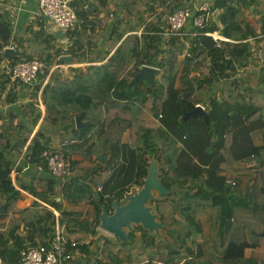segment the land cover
Listing matches in <instances>:
<instances>
[{"label":"trees","instance_id":"obj_1","mask_svg":"<svg viewBox=\"0 0 264 264\" xmlns=\"http://www.w3.org/2000/svg\"><path fill=\"white\" fill-rule=\"evenodd\" d=\"M87 1L92 9L96 8L94 0ZM107 1L98 0L103 17L96 15L89 20H86L88 15L83 14H90V10L84 5L72 4L79 19L82 16L84 21L80 30L69 36L68 46H57L53 36H34L24 43L13 44L12 19L0 11V104L17 100L18 92L8 86L13 67L23 60L38 58L47 66L31 88V100L23 106V113L35 126L42 117L40 96L45 105L42 125L65 124L60 132L49 136L37 131L26 146L25 125H14L12 121L8 124L0 112V216L9 218L5 229H0V256L4 264H20L21 250L37 245L38 241L47 247L53 246L57 228L66 244L75 240L72 239L75 235L96 234L102 206L112 209L115 199L124 198L133 187L141 188L153 161L159 164V178L164 186L167 187V180L178 184L174 191L167 187L168 192L157 195L154 201L160 221L168 226L164 230L167 236L137 226L129 233L128 240L120 241L115 236L106 238L99 255L91 250V242L78 241L79 251L97 255L83 264H179L183 248L188 253L184 264L244 262V250L249 246L248 232L264 238V230L249 224L254 220L264 225V144L257 145L252 135L257 128L264 130V67L254 86L233 79L241 69L255 63L259 44L264 42L262 0H213L211 11L217 12L216 17L204 27L195 26L192 18L184 27L187 34L167 36L164 35L166 16L197 0H125L122 16L114 24L109 18ZM116 1L118 5L122 0ZM250 11L254 21L248 20ZM96 22L103 24L100 32H97ZM110 24L108 49L96 54ZM210 33H217L221 38L215 39ZM11 45L13 55L8 58L4 51ZM185 52V58L180 60ZM65 54H70L75 64H87L70 66L71 78L58 67L62 64L59 57ZM180 64L184 65V85L177 87ZM144 65L159 68L154 84L146 80L134 82ZM190 70L200 75L189 77ZM205 97H208L206 112L210 123L202 116L184 119L198 103L206 100ZM146 107L158 116L162 114L165 125L148 126L142 116ZM82 113L85 123L76 129L74 116ZM238 121L245 122L244 128L251 138L250 149L245 151L256 156L260 167L242 196L237 194L239 183L232 186L221 178L218 186L211 184L213 178H218L216 174L233 167L240 159L233 153ZM127 131L130 132L129 145L122 142ZM55 139L60 143L68 142L65 151L70 157L73 152L82 156L80 161L73 160V165L83 171L87 184L73 186L75 192L84 193L77 199L91 200V218L62 208L56 194L57 179L50 172L21 186L40 202L25 209L16 207L18 189L12 179L14 161L11 156L26 147L28 162L47 168L42 153ZM178 139H182L193 156L180 148ZM191 144L197 150L192 149ZM125 147L129 149L123 153L129 158L124 157L122 162ZM101 153L108 157L105 164L96 158ZM185 157L188 161L183 165ZM209 162L211 166L207 168ZM112 164H116L115 170L103 180ZM67 189L71 187L64 188ZM41 202L57 209L59 216L42 209ZM207 208L217 216L219 233L214 241L197 245L190 259L192 248L186 242L200 232L199 217ZM135 243L139 249L136 254L129 250V245ZM165 256L173 260L166 262ZM249 259V263H254L255 257Z\"/></svg>","mask_w":264,"mask_h":264},{"label":"crops","instance_id":"obj_2","mask_svg":"<svg viewBox=\"0 0 264 264\" xmlns=\"http://www.w3.org/2000/svg\"><path fill=\"white\" fill-rule=\"evenodd\" d=\"M213 0H197L195 1L196 4H202L204 2H212ZM96 8H91L88 5L87 0H71V3L75 7H80L81 5L85 6L87 10H90V14H83L84 17L87 16L86 20L89 19H95L96 15H99V17H103L104 12L103 8L99 6L98 0L93 1ZM125 0H122L118 2L116 0H108L107 3L110 7V14L109 18L112 19V24L122 16L123 7L125 4ZM264 5V0L261 1ZM39 10V3L38 0H3L1 3L0 11L1 13L5 14L7 13L11 19H12V43L15 44L16 41L19 43H24V41L28 40L31 37H46V36H53L55 38V43L57 46H68L69 43V36L66 32H64L62 29H60L56 24H54L49 18L46 17H40L38 15ZM217 13V12H216ZM254 15L252 14V11L248 13V20L254 21ZM81 22L84 21L83 17L80 18ZM112 25L110 24L106 29V34L101 40L99 44V48L96 51V54L102 51H106L108 49V46L110 44V33L112 30ZM93 26H91L92 28ZM97 32H100L101 28L103 27V24L100 22H96ZM90 28V29H91ZM88 29V33L90 31ZM83 31V26L82 29ZM114 50L110 54L113 53ZM70 55V54H65ZM186 55V52L180 56V60L184 59ZM71 56V55H70ZM87 65L86 63L75 64V63H67L62 62L61 65H58L66 77L71 78V71L69 70V67H75V66H82L84 67ZM264 67V42L259 44V49L257 53L255 54V63L251 66L245 67L239 71V73L235 76L233 80H239L246 86H254L257 83L258 75L261 69ZM65 69V70H64ZM178 75H177V81L176 86L182 87L184 85V65L180 64L178 66ZM68 70L70 74H68ZM200 75L199 72L190 70L189 77H192L193 75ZM158 75V74H157ZM155 76L157 79L158 76ZM45 83V82H44ZM18 92L17 100L10 104H0V112L4 114L5 120H7L8 124L12 121L14 125H17L19 123H22L25 125L28 133V141L26 143V146L31 142L32 137L35 135L37 131H43L46 132L47 135H52L60 132L65 124L61 125H55V126H49V125H42V119L43 115L45 113V105L43 104L44 108L40 107V111L42 113V117L39 119L37 124L35 126H32L29 117H26V115L23 113V106L28 103L31 100L30 91L31 88L23 85H18V88L16 90ZM4 98V96H2ZM208 97H205V99ZM206 99L203 100L202 104L207 106ZM198 103V104H200ZM206 110V109H205ZM11 115V116H10ZM78 116V115H77ZM74 116V123L75 128L79 129L76 125V117ZM143 118L146 120L148 126L150 127H159L164 126L163 119H160L156 113H153L152 110L149 109V107H146L142 112ZM264 117V113H263ZM11 118L13 120H11ZM84 120V119H83ZM10 121V122H9ZM69 123V122H68ZM85 123V122H84ZM247 126L245 122H237L236 129H235V136H234V145H233V153L236 155V157L240 158L237 159L234 162V166L222 171L220 174H216L218 178H213V181L211 180V184L214 186H218L219 182H222L221 178H224L226 180V184L229 180H235L237 183H239L238 188V195L241 196L246 193L247 187L254 181L257 172L251 170L246 165V159L247 156L250 154L246 152L245 150L250 149V143L249 139L250 136L246 129L244 128ZM253 139L255 143L259 146H262L264 144V130L257 128L252 133ZM178 144L180 148H184L190 156L192 153L184 146V143L182 139H178ZM53 142H58L56 139L53 140ZM122 142L125 145H129L130 143V132L127 131L124 134ZM192 149H196L195 145L191 144ZM213 147H210L212 149ZM129 147H125L122 151L121 155V161L123 162L124 157L129 158L128 154H125L126 150H128ZM26 147L15 156H11V160L14 161V168H15V174L12 175V179L14 181V184L16 188L18 189V194L16 195V207L18 209H25L32 206V204L36 201L40 200L35 197L29 190L21 187L22 185H29L32 183L33 180L38 178H43L49 175L48 168L40 165V164H31L28 162V159L26 158ZM245 151V152H244ZM198 152V151H195ZM102 154V153H101ZM100 154V155H101ZM131 154V153H130ZM106 156V154H104ZM151 155V154H150ZM73 160H82V156L77 154L76 152H73L71 154ZM193 156V155H192ZM244 156V157H243ZM248 156V157H249ZM152 157V156H150ZM195 157V156H194ZM242 157V158H241ZM99 161V155L96 157ZM107 160L108 157L106 156ZM196 158V157H195ZM205 159V158H204ZM106 160V162H107ZM213 160V159H212ZM188 161V160H187ZM100 162V161H99ZM105 162V163H106ZM104 163V164H105ZM183 165L186 163V161L183 159L181 162ZM19 166V167H18ZM116 164H112L109 170L106 171V173L103 176V180L109 178L113 171L115 170ZM210 162L209 166L207 168H210ZM18 167V169H17ZM83 171L78 170L75 174H73L71 177L68 178H56L57 179V190L56 194L58 196V200L61 201V206L64 209H68L71 211H74L76 214H78L81 217H90L93 213V204L91 203V200L87 198H83L81 200L77 199L76 197L82 196L84 193H78L74 191V184H76L78 187L87 184V179L82 176ZM221 176V177H219ZM74 185V186H73ZM93 185V184H92ZM166 185L169 189L172 191L176 190L178 188V184L172 180H167ZM238 185V184H237ZM65 187H71V189L64 190ZM95 190L96 187L94 185L92 186ZM77 199V200H75ZM42 209H46L49 211H53L56 215V217L59 216L60 212L55 209L54 207L50 206L48 203L41 202ZM16 217L19 215L18 213L15 214ZM160 220V217H159ZM9 221V218L0 216V229H5L7 223ZM199 223H200V232H197L194 238H191L186 242L188 246H191L192 252L189 255V258L191 259L195 253H196V247L197 245L206 244L208 241H214L219 233V223L217 221V216L214 214L213 210L211 208H207L204 215L199 217ZM249 224L253 225L255 224V227L259 230H264V225L261 223H255L254 220L249 221ZM165 225V224H164ZM100 227L97 228V233H81L78 235L73 236L72 239H75L81 243L91 242V250L94 251L96 254L98 253V250L102 244L105 243L106 238H108L107 234L103 232V230L100 231ZM168 226L165 225V227H161L159 229L158 234L167 236L165 229H167ZM58 229V228H57ZM156 234V233H155ZM107 236V237H106ZM247 240L249 242V246L245 248L244 250V262L242 261H233L231 260L228 264H264V238L260 239L259 235L253 233V231H249L247 234ZM39 243V241H38ZM93 253H83L81 251L77 252L75 257L68 261L67 264H83L87 259H95L97 257L96 254ZM100 253V252H99ZM98 253V255H99ZM187 251H185V248L182 250V256L180 258L179 264H184L185 262V255H187ZM255 257V259H252ZM251 258L254 263H249L247 260H250ZM170 260H173V257L165 256V261L168 262Z\"/></svg>","mask_w":264,"mask_h":264},{"label":"built area","instance_id":"obj_3","mask_svg":"<svg viewBox=\"0 0 264 264\" xmlns=\"http://www.w3.org/2000/svg\"><path fill=\"white\" fill-rule=\"evenodd\" d=\"M40 17L49 18L54 24L68 34L80 30L81 21L79 19L76 8L72 5L71 0H38ZM216 17V12L211 11V2L202 4H185L183 7L166 16L165 19V34H187L184 32V27L193 18L195 26L202 28L212 18ZM141 34V31L138 32ZM215 39L221 38L217 33L211 34ZM13 49V45L8 46ZM46 64L38 58L23 60L17 63L11 72L10 88L17 90L18 85H23L32 88L38 83L39 75L44 74ZM47 78L44 82H46ZM41 94V93H40ZM39 106L44 108L43 102L39 96ZM196 106H201L206 109L205 105L200 103ZM162 118V114H159ZM68 144L65 142H51L42 153V157L47 162L49 172L56 178H68L78 172V169L73 165V159L66 151L65 147ZM246 165L251 170L258 172L260 170L258 160L254 154L246 159ZM15 174V168L12 170V175ZM229 184L236 185L235 180H229ZM100 190V186H98ZM79 242L71 240L70 243L63 240V237L57 229L55 243L51 247H47L42 243L37 245L27 246L21 250L20 264H67L71 261L77 252ZM0 264H4L2 256H0Z\"/></svg>","mask_w":264,"mask_h":264},{"label":"water","instance_id":"obj_4","mask_svg":"<svg viewBox=\"0 0 264 264\" xmlns=\"http://www.w3.org/2000/svg\"><path fill=\"white\" fill-rule=\"evenodd\" d=\"M4 55L11 58L13 55L12 49L7 47L4 51ZM59 60L67 63L73 62L70 55H62L59 57ZM159 72L160 70L157 67L144 65L137 73L134 82L137 83L139 80H146L148 83L154 84L155 76ZM198 116H202L207 124L210 123L206 110L201 106H195L185 115L184 119ZM84 117V113L76 117V125L78 128H81L84 125ZM150 156L153 155L151 154ZM106 160L107 158L104 153L99 155V161L102 164H104ZM152 191H157V195H163L168 192L167 187L164 186L159 178V164L156 161L152 162L142 187L129 195L128 200L125 203H123L120 198H117L112 203V209H108L106 205L102 206L99 215L100 228L103 231L110 233L112 236L117 237L120 241L129 239V233L134 231L133 223L140 224L151 233L157 234L159 229L161 227L164 228L165 225L159 220V215L153 213L147 206L149 201L152 199L156 200L157 198L156 192L155 195H153Z\"/></svg>","mask_w":264,"mask_h":264},{"label":"rangeland","instance_id":"obj_5","mask_svg":"<svg viewBox=\"0 0 264 264\" xmlns=\"http://www.w3.org/2000/svg\"><path fill=\"white\" fill-rule=\"evenodd\" d=\"M65 70V69H64ZM68 74H70V72H69V70H68ZM29 88V87H28ZM165 111L166 112H168V109L167 108H165ZM184 160L185 161H187L188 160V158L187 157H185L184 158ZM140 188L139 187H133L132 188V190H131V192L129 193V194H127L124 198H122L121 199V201L123 202V203H125L127 200H128V196L129 195H131V194H133L134 193V191H136V190H139ZM158 194V192L156 191V195ZM154 201L155 200H151V201H149L148 202V204H147V206L149 207V209L153 212V213H156V209H155V203H154ZM137 226H141L140 224H136V223H133V228L134 227H137ZM99 227H100V225H99ZM100 229V231L102 230L101 228H99ZM126 230H128V229H126ZM104 232V231H103ZM153 232H155V231H153ZM105 234H107V236L108 237H111L112 235L110 234V233H107V232H104ZM132 233V232H131ZM106 236V237H107ZM129 250H132L133 251V253H137V252H139V249H138V247H137V243H135V245L134 244H131V245H129ZM98 253H99V250H98Z\"/></svg>","mask_w":264,"mask_h":264},{"label":"bare ground","instance_id":"obj_6","mask_svg":"<svg viewBox=\"0 0 264 264\" xmlns=\"http://www.w3.org/2000/svg\"><path fill=\"white\" fill-rule=\"evenodd\" d=\"M152 192H153L152 194H153V195H155V192H156V191H155V192H154V191H152Z\"/></svg>","mask_w":264,"mask_h":264}]
</instances>
